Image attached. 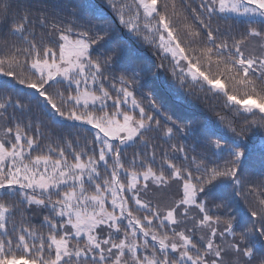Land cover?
<instances>
[{
  "label": "snow or ice",
  "instance_id": "1",
  "mask_svg": "<svg viewBox=\"0 0 264 264\" xmlns=\"http://www.w3.org/2000/svg\"><path fill=\"white\" fill-rule=\"evenodd\" d=\"M107 5L114 20L90 0H0V264H264V146L257 172L247 144L264 0ZM160 70L232 139L159 103Z\"/></svg>",
  "mask_w": 264,
  "mask_h": 264
},
{
  "label": "trees",
  "instance_id": "2",
  "mask_svg": "<svg viewBox=\"0 0 264 264\" xmlns=\"http://www.w3.org/2000/svg\"><path fill=\"white\" fill-rule=\"evenodd\" d=\"M24 2L31 4L33 7H39L44 0H24ZM75 2V0H73ZM90 3L104 16L109 17L110 20H114V13L107 5V0H90ZM118 26V21L116 22ZM119 27V26H118ZM118 35L121 36L126 43V46L131 49L134 57L141 63H148L157 65L161 63V59L155 51L148 47L147 44L138 40L135 36L129 34L127 30L120 28ZM158 79L155 81V90L158 96V102L165 106L170 112L176 113L178 116L195 119L202 123H207L216 127L217 131L231 140V133L227 132L221 127L217 121L215 113L209 108L206 103L197 101L194 97L188 96L185 90H181L178 85L172 83L168 74L160 70L158 72ZM177 97H182L178 100ZM247 144L249 148L255 154V160L251 165V168L255 171H259V154L261 146H264V131L255 130L248 134ZM167 147V146H165ZM131 149H129L127 155H132ZM32 219L39 220L40 216L35 214Z\"/></svg>",
  "mask_w": 264,
  "mask_h": 264
}]
</instances>
